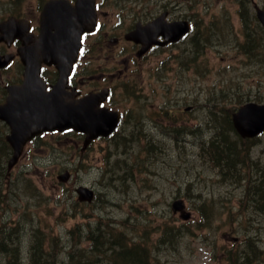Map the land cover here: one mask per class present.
I'll use <instances>...</instances> for the list:
<instances>
[{
    "label": "rangeland",
    "instance_id": "374dc122",
    "mask_svg": "<svg viewBox=\"0 0 264 264\" xmlns=\"http://www.w3.org/2000/svg\"><path fill=\"white\" fill-rule=\"evenodd\" d=\"M12 1L0 0V10L22 4ZM26 1L38 4L39 0ZM254 3L264 7V0H251L249 14L254 12ZM115 5L112 0L110 12L117 18L111 25L130 23L132 15L124 12L126 4ZM141 9L136 5L133 12L144 15ZM172 10L173 17L185 14L197 21L193 64L172 70V50L145 59L147 66L162 68L160 78H167L168 85L153 92L152 101L136 104L133 124L94 141L86 150L81 149L82 138L76 132H66L62 138L45 137L44 145L29 146L10 174L0 180L4 195L0 198V245L7 246L4 257L9 260L16 254L10 264H27L28 246L38 236L51 252L50 264H68L71 244L82 248L79 255L86 256L90 244L82 228L95 214H101L109 228H124L123 236L129 234L142 244L154 258L150 264H239V260L232 263L241 257L233 253L246 248L249 240L264 246V199L249 196L257 194L255 183L242 187L227 169L217 166L214 154L201 147L206 134L197 131L205 125L210 102L219 104L221 100L227 111L240 99L264 101L261 32L255 24L251 28L241 22L237 0H179ZM246 30L249 36L244 34ZM111 47L116 51L120 44ZM158 72V68H140L129 79V87L143 84L146 78L156 79L153 76ZM184 100L195 106L184 114L192 133L172 135L147 128L154 106L165 114V110L173 112L176 103L185 104ZM249 154L248 167L259 178L264 175V171L259 174L264 170V133ZM65 169L72 172L69 181L58 179ZM81 183L93 186L98 197L91 205L77 204L73 212L64 211L67 201L77 199L75 187ZM179 197L192 213L189 220L171 209L172 201ZM250 257L264 264V256ZM104 262L102 258L96 264Z\"/></svg>",
    "mask_w": 264,
    "mask_h": 264
},
{
    "label": "water",
    "instance_id": "95a60500",
    "mask_svg": "<svg viewBox=\"0 0 264 264\" xmlns=\"http://www.w3.org/2000/svg\"><path fill=\"white\" fill-rule=\"evenodd\" d=\"M95 0H76L73 5L69 0H49L41 14V34L33 41L31 47L22 53L25 63L23 91L12 93L8 102L0 105V118L7 121L11 133L7 140L13 147L9 160L11 167L21 154L24 144L34 135L44 130L66 129L73 127L87 133V144L100 134L107 135L110 131V113L96 109L98 99L95 95H87L79 99L58 97H42L45 101L31 98L28 90L36 86V80L41 79L42 62L55 63L60 71V79L56 85L55 95L59 86L66 81L77 57L84 31L90 30L95 21ZM258 16L264 24V10L258 9ZM162 27V21L156 19L153 23ZM182 22L175 23L170 30L173 35L187 31ZM147 34H151L147 29ZM142 28L133 31V37L139 39ZM179 37V36H178ZM233 122L242 136H255L264 131V104L248 102L233 114ZM109 125V126H108ZM108 128L105 130V127ZM68 173L61 175L66 179ZM77 191L81 199L92 200L94 191L86 186H80ZM182 201L176 200L174 210L182 208ZM190 213H183L188 218Z\"/></svg>",
    "mask_w": 264,
    "mask_h": 264
},
{
    "label": "flooded vegetation",
    "instance_id": "af4514ba",
    "mask_svg": "<svg viewBox=\"0 0 264 264\" xmlns=\"http://www.w3.org/2000/svg\"><path fill=\"white\" fill-rule=\"evenodd\" d=\"M107 0H99L98 4L100 9L98 8V21L96 26L97 33V41H100V49L98 51L93 50L92 48H85L84 52L78 57L76 62V67L74 68L70 78H69V90L75 89L76 91L80 90L83 93H86L89 90L94 89L97 90L101 87L107 86L110 88V94L108 95L106 101L104 102L110 107V110L120 111L122 113L121 120L119 122L118 129H121L127 124H133L134 117L132 116V111L138 103H146L148 101H152L156 96L152 95L153 92L159 93L161 89H163L164 83L161 79L151 80L148 79L143 84L144 87L141 88L138 95L130 96L128 99H121V94L126 90L127 83L131 76L134 74L136 68L146 67V63L143 61L148 59V53L144 55H138V49L140 47L139 44H136L129 39H126V33L130 30L132 23L129 24H119V25H111L110 21L113 20L114 16H110V8L104 9V5ZM110 6V0H108ZM155 8L152 9V13L149 11L143 18L144 21L149 20L153 16L160 13H167V20L178 19L180 16L174 15L172 16V5L165 4L163 6L161 3L158 5H154ZM175 8L177 6H174ZM34 8L29 10V13L34 12ZM146 11L148 9L146 8ZM16 16L21 19V28L17 31V36L11 41L0 40V61H5L7 58L9 59L8 63L4 66L0 67V103L4 102L6 96L8 94L7 86L11 84H19L22 81V73H23V63L18 55V49L23 44L24 39L28 36L30 32H38V18L34 15H28L25 12H21L16 14ZM189 17V15L187 16ZM7 17L1 18L0 22L5 20ZM37 18V19H36ZM29 21V29L23 33V29L26 27L25 20ZM140 20V19H139ZM0 34H2L0 32ZM88 35V34H87ZM87 35L86 38L87 39ZM98 35L102 37V39L98 38ZM89 39L92 40L91 35ZM1 37V36H0ZM191 40L192 37H188L186 39V44L189 48L184 47L182 44L184 43V39L181 42H175V46H179L182 50L187 49V58L186 63L182 62L181 64H185L187 67L191 65L189 62V52L191 49ZM115 43L116 45L120 44V47L115 51L112 49L111 44ZM84 48V47H83ZM102 60L101 63H104L108 68L107 70H103L96 77V79H90L88 81L83 79V76L79 74L77 65L85 64L88 67V64H93L95 61L98 62ZM100 63V64H101ZM179 65V64H178ZM99 66V65H98ZM98 66L95 68L98 69ZM156 66V64L154 65ZM48 67V66H44ZM52 67V66H51ZM148 67H151L149 65ZM47 68L44 69V71ZM45 77L46 88L50 89V87L56 82V72L52 68ZM95 74V73H93ZM3 76H5L3 78ZM87 83V84H86ZM86 87V88H85ZM85 88V89H84ZM147 88V90H145ZM110 97V100L108 101ZM176 98V102L179 101L178 97ZM185 104L176 103L173 105V111L178 109H182L180 111L186 112L194 106L193 104H186V100H184ZM153 112H160V109H157L155 106L153 107ZM164 119V120H163ZM178 116L175 114L167 117L159 116V123L152 122L147 125V128L150 130H159L164 131L166 129L176 130L179 127V123L177 122ZM5 128H7L6 124L3 123ZM187 128H189V123H187Z\"/></svg>",
    "mask_w": 264,
    "mask_h": 264
},
{
    "label": "trees",
    "instance_id": "16d2710c",
    "mask_svg": "<svg viewBox=\"0 0 264 264\" xmlns=\"http://www.w3.org/2000/svg\"><path fill=\"white\" fill-rule=\"evenodd\" d=\"M244 9H246V4L242 6L243 13ZM227 117L223 131L217 134L216 139L209 142L210 144L206 147V150H208L209 153L214 154L213 162L217 166H222L224 169H227L230 172L229 175L232 176V179H236L238 176L239 178L243 176V174H241L242 167L246 169L248 165L250 167L251 162H249V159H251V156L249 153L254 139H241L234 135V129L231 124L229 113ZM2 137L3 136L0 134V180L5 174L6 167L4 161H6L8 153H10V151L7 150L8 147ZM233 153H236L237 157L233 156ZM261 172H259V174ZM250 175L253 176L254 174L251 173ZM263 176L264 175H259L257 180H253V183L256 185L255 191L257 193H254V195L256 198L258 197V200L264 199ZM2 196L4 195L2 194V191H0V198ZM94 224L95 228L89 227L88 231V236H90L93 244L92 250L96 253L108 255L110 262L107 264H148L147 250L145 249L143 251L140 243L130 241L128 236H123L124 234L122 231L118 232L117 230L109 228L102 215L97 218L96 223ZM6 247L5 244L4 246H2V244L0 245V258L2 259L0 264H10L11 261H14L9 260L10 258L4 257L3 253L7 251ZM255 249L258 253V248L250 246L249 249L246 248L238 254L249 257V255L256 253ZM29 255L30 264H50L48 259L49 253L44 250L40 241V236H38L32 244L31 254ZM98 260L100 259H94V261H89L87 264H96ZM76 261L77 264H79V259Z\"/></svg>",
    "mask_w": 264,
    "mask_h": 264
},
{
    "label": "bare ground",
    "instance_id": "6f19581e",
    "mask_svg": "<svg viewBox=\"0 0 264 264\" xmlns=\"http://www.w3.org/2000/svg\"><path fill=\"white\" fill-rule=\"evenodd\" d=\"M147 250V249H146ZM147 253H148V251H147ZM149 255V254H148Z\"/></svg>",
    "mask_w": 264,
    "mask_h": 264
}]
</instances>
